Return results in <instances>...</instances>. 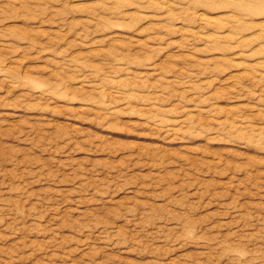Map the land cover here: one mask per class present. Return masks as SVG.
<instances>
[{
	"label": "rangeland",
	"instance_id": "1",
	"mask_svg": "<svg viewBox=\"0 0 264 264\" xmlns=\"http://www.w3.org/2000/svg\"><path fill=\"white\" fill-rule=\"evenodd\" d=\"M0 264H264V0H0Z\"/></svg>",
	"mask_w": 264,
	"mask_h": 264
}]
</instances>
